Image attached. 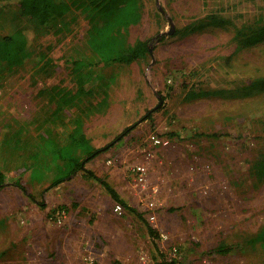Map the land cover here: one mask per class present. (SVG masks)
<instances>
[{
  "label": "rangeland",
  "instance_id": "374dc122",
  "mask_svg": "<svg viewBox=\"0 0 264 264\" xmlns=\"http://www.w3.org/2000/svg\"><path fill=\"white\" fill-rule=\"evenodd\" d=\"M16 3L0 0V34L20 24ZM140 13L117 37L125 46L151 39V51L96 70L99 92L90 101L105 92L108 101L93 115L72 108L46 124L33 121L45 107L41 88L74 89L65 55L84 41L90 14L72 11L55 23L57 32L30 33L32 59L0 64V169L22 171L29 141L47 152L66 146L81 159L80 148L67 143L70 134L81 129L96 149L136 124L85 168L143 220L124 208L115 212L117 203L84 172L62 182L56 193L65 201L53 205L56 193L44 190L50 179L25 171L35 202L15 185L0 189V264H264V87L253 85L264 78V40L241 43V33L264 25V0H140ZM210 15L224 25L194 28ZM37 54L52 63L40 74ZM35 163L46 172L52 164L48 153ZM136 167L144 168L143 181ZM61 206L66 218L58 224ZM220 244L230 250L212 252Z\"/></svg>",
  "mask_w": 264,
  "mask_h": 264
},
{
  "label": "trees",
  "instance_id": "16d2710c",
  "mask_svg": "<svg viewBox=\"0 0 264 264\" xmlns=\"http://www.w3.org/2000/svg\"><path fill=\"white\" fill-rule=\"evenodd\" d=\"M16 4L17 18L20 24L12 27L11 31L0 34V64L9 67L21 65L32 59L36 47L33 48L31 44L30 33H34V36L38 37L43 36L52 29L57 32L59 26H54L55 23L61 24L66 15L72 11H84L90 14L89 26L86 29L84 41L65 55V63L70 69L74 89L53 85L45 86L38 91V95L43 97L45 101V107L42 114L36 116L33 121L40 124H46L72 108L78 109L80 115L86 114L89 116L101 111L107 105L108 94L106 92L95 103L90 101L99 92V87L96 84V70L114 64L128 65L143 58L149 53L148 42L153 41L151 39L139 40L131 46H125L120 43L117 37L120 27H128L139 22L141 18L140 0H72L71 2L67 0H17ZM5 19V15L0 13V20H2L0 27L3 26ZM219 19L215 15L206 16L203 22H200L194 28L224 25L225 22ZM240 33L241 31L238 32V34ZM241 35L245 36L241 40L242 46L254 45L264 40V25L251 31L250 34L243 35L241 33ZM106 45L109 46L106 47ZM34 62L35 74L46 72L45 68L52 65L49 59L44 62L43 57L38 54L35 56ZM253 85L264 87V78ZM150 114L151 110H148L143 115L142 120L149 119ZM135 125L124 128L113 141L96 149L92 148L90 139L81 129L70 134L67 143L71 147L80 148L83 154L81 159L70 155L66 146H56L47 152L37 140L29 141L23 150V156L27 155L25 168L18 171L19 173L13 172V174L0 169V189L8 185H15L31 201L35 202L33 196L24 187L23 172L31 170L33 178L35 177L37 181L42 180V178L50 179L49 184L44 188L45 191L70 179L79 172H84L88 177L100 183L117 204L143 220L142 214L137 212L135 208L128 206L106 180L85 168L87 162L101 152L108 150L115 142L126 136ZM4 151L5 148L0 145V156ZM46 153H48L52 163L48 172L40 170L38 163H35L40 156ZM15 174L18 175L17 178L11 180ZM39 206L45 207L43 202ZM59 209L66 208L61 206ZM146 228L150 236H157L156 231L151 226L146 224ZM229 250L230 247L220 244L213 248L212 252L225 253Z\"/></svg>",
  "mask_w": 264,
  "mask_h": 264
},
{
  "label": "built area",
  "instance_id": "2783aa9c",
  "mask_svg": "<svg viewBox=\"0 0 264 264\" xmlns=\"http://www.w3.org/2000/svg\"><path fill=\"white\" fill-rule=\"evenodd\" d=\"M154 143H160V140L154 139ZM134 171H135V175L137 176V180L138 181H143V179H144V173H145L144 168L143 167H136V169ZM115 212H117L119 214L122 212V207L119 204H117L115 206ZM54 216H55V219L57 220V223L58 224H62V222L66 218V211H65V209H58L56 211V213L54 214ZM154 217H155L154 215H151L150 216V219L153 220ZM175 254H176V249L173 248V255H175ZM86 264H93L92 259L91 258L87 259ZM146 264H148V263H146Z\"/></svg>",
  "mask_w": 264,
  "mask_h": 264
},
{
  "label": "crops",
  "instance_id": "0c3cea01",
  "mask_svg": "<svg viewBox=\"0 0 264 264\" xmlns=\"http://www.w3.org/2000/svg\"><path fill=\"white\" fill-rule=\"evenodd\" d=\"M63 185V183H60L59 185H57V186H55L54 188H52L51 190H49L47 193H48V195H53V194H55L56 192L57 193H59L60 192V190L62 189V187H64V186H62ZM55 192V193H54ZM56 193V195H57V198H56V202H54L53 203V205H58L59 203H61L62 201H65V199H64V197L63 196H60L59 194H57Z\"/></svg>",
  "mask_w": 264,
  "mask_h": 264
},
{
  "label": "water",
  "instance_id": "95a60500",
  "mask_svg": "<svg viewBox=\"0 0 264 264\" xmlns=\"http://www.w3.org/2000/svg\"><path fill=\"white\" fill-rule=\"evenodd\" d=\"M173 31H174V28H173V26L171 25L170 30H169L167 33H168V34H171ZM149 51H151V50H149Z\"/></svg>",
  "mask_w": 264,
  "mask_h": 264
}]
</instances>
